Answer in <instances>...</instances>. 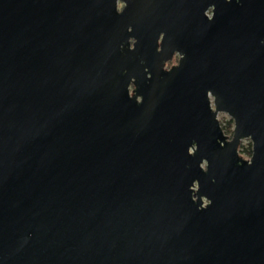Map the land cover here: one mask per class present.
I'll use <instances>...</instances> for the list:
<instances>
[{"label":"water","instance_id":"obj_1","mask_svg":"<svg viewBox=\"0 0 264 264\" xmlns=\"http://www.w3.org/2000/svg\"><path fill=\"white\" fill-rule=\"evenodd\" d=\"M0 264H264V0H0Z\"/></svg>","mask_w":264,"mask_h":264},{"label":"rangeland","instance_id":"obj_2","mask_svg":"<svg viewBox=\"0 0 264 264\" xmlns=\"http://www.w3.org/2000/svg\"><path fill=\"white\" fill-rule=\"evenodd\" d=\"M119 7H121L120 3H119ZM176 62H178V58L175 57L173 60L169 61V65L175 64ZM131 88H133V86ZM218 119L220 120V123H223V125H227V122L232 118L228 113L219 112L218 113ZM233 127H234V123H233ZM233 127H232L231 131H227V132L224 131V133L227 134L229 136V138H231L233 135ZM249 149L252 150V141L250 138H245L241 141V144L239 146L240 156L243 157L244 159L249 160L251 158V155H252L249 153Z\"/></svg>","mask_w":264,"mask_h":264},{"label":"flooded vegetation","instance_id":"obj_3","mask_svg":"<svg viewBox=\"0 0 264 264\" xmlns=\"http://www.w3.org/2000/svg\"><path fill=\"white\" fill-rule=\"evenodd\" d=\"M121 4V7H119V10H122V8L124 7V3L122 1L119 2ZM214 6H209L206 10H205V14L208 16V18H211L214 14V10H213ZM162 36H163V33L161 34L160 38H159V44L161 43V39H162ZM129 48H134V42H135V39L134 38H130L129 40ZM128 45H126L127 47ZM158 49H161V46L159 45ZM178 58V62H176L175 64H171L169 65V61L173 60L174 58ZM179 59H180V55L176 52L173 56V58L169 61L166 62L165 64V68L166 69H170L173 65H177L179 63ZM210 99L212 101V105L214 107V104H213V101H214V98L213 96L210 95Z\"/></svg>","mask_w":264,"mask_h":264},{"label":"trees","instance_id":"obj_4","mask_svg":"<svg viewBox=\"0 0 264 264\" xmlns=\"http://www.w3.org/2000/svg\"><path fill=\"white\" fill-rule=\"evenodd\" d=\"M233 119H230L228 122H227V125H223V123H221V126L223 128L224 131H231L232 127H233ZM249 153L252 154V150L249 149Z\"/></svg>","mask_w":264,"mask_h":264},{"label":"built area","instance_id":"obj_5","mask_svg":"<svg viewBox=\"0 0 264 264\" xmlns=\"http://www.w3.org/2000/svg\"><path fill=\"white\" fill-rule=\"evenodd\" d=\"M234 128V127H233Z\"/></svg>","mask_w":264,"mask_h":264}]
</instances>
